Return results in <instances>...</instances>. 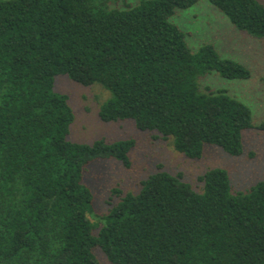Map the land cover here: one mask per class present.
<instances>
[{
	"label": "trees",
	"instance_id": "1",
	"mask_svg": "<svg viewBox=\"0 0 264 264\" xmlns=\"http://www.w3.org/2000/svg\"><path fill=\"white\" fill-rule=\"evenodd\" d=\"M241 31L264 39L262 0H210ZM198 0H0V264H264V180L234 192L229 171L207 170L196 189L158 170L137 192L96 213L88 164L132 165L134 138L68 139L74 112L55 77L111 92L105 121L134 119L189 158L206 144L244 151L246 130L264 131L251 108L224 88L203 86L217 71L250 69L213 43L193 50L171 18Z\"/></svg>",
	"mask_w": 264,
	"mask_h": 264
},
{
	"label": "rangeland",
	"instance_id": "2",
	"mask_svg": "<svg viewBox=\"0 0 264 264\" xmlns=\"http://www.w3.org/2000/svg\"><path fill=\"white\" fill-rule=\"evenodd\" d=\"M140 0H109L111 6L125 7ZM264 2V0H262ZM187 34L193 50L204 43H213L223 57L245 64L251 71L246 79L227 78L213 71L205 75L201 84L224 88L232 96L244 101L252 110L253 122L264 121V39L252 37L238 29L210 0H198L187 8H180L171 18ZM54 89L68 96L74 112L68 139L92 144L96 140L118 141L134 138L136 146L130 151L132 165L128 168L118 159H97L87 166L84 182L94 193L96 213H105L118 199L112 190L137 192L141 182L158 170L182 173L196 189L202 187L199 177L207 170L222 167L229 171L234 192L247 191L264 180V131L253 127L244 133V151L232 155L216 144H206L200 158H189L177 151L171 140L155 138L156 131L140 129L134 119L105 121L100 116L102 104L111 92L100 83L82 84L68 74L55 77ZM111 202L112 204H110ZM101 264H112L101 248L95 249Z\"/></svg>",
	"mask_w": 264,
	"mask_h": 264
}]
</instances>
